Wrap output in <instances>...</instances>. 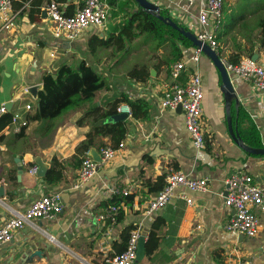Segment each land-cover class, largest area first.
I'll list each match as a JSON object with an SVG mask.
<instances>
[{
    "label": "crops",
    "instance_id": "1",
    "mask_svg": "<svg viewBox=\"0 0 264 264\" xmlns=\"http://www.w3.org/2000/svg\"><path fill=\"white\" fill-rule=\"evenodd\" d=\"M56 1L63 11L68 8L73 14L80 4V0ZM149 1L159 7L160 14L166 13L186 30L196 33L199 29L197 17L203 3ZM237 1L223 0L221 25L215 33L219 44L216 53L229 63L249 48L248 40L236 35L242 26V16L246 15L244 9L238 14ZM32 3L33 0H14L15 18L0 31V106H7L6 114L18 113L28 122L19 132L10 124L0 130V187L4 189L0 199V226L10 217V211H22L53 192L60 194L62 211L54 220L35 219L14 231L11 241L0 248V264H104L106 259L125 249L122 238L125 231L128 236L138 231L146 244L154 224L158 225L157 250L134 264H221L237 259L248 264H264V210H256L258 233L249 239L224 230L231 211L224 206L222 197L225 180L238 171L252 176L264 191V157L244 152L231 139L227 127L230 119L238 134L256 130L264 147V94L252 83L230 75L235 98L226 105L217 70L204 54L195 64L191 60L192 45L177 43L181 52L179 60H174L169 43L146 48L138 43L141 35L136 38L123 35L108 47L100 46L96 38L118 37L129 13L139 9L133 0H106L105 27H88L71 41L53 38L54 27L45 12L47 3L35 5L39 14L35 13V19L31 20ZM232 18L238 21L231 24ZM213 27L210 21L205 29L213 31ZM229 27V32L222 36ZM140 47L146 54L137 60L134 57ZM255 49L253 55L264 66V50L258 45ZM243 57L247 56L240 55V59ZM128 60L132 61L130 68L123 70L122 64ZM180 60L186 62V69L178 83L186 82L195 72L202 78L205 141L202 150L195 148L185 129L183 110H162L159 106L163 85L172 82L169 69ZM82 63L101 75L106 88L96 92L92 101L76 103L50 122L32 120L44 76L63 65L77 69ZM133 70L139 71L140 79L130 76ZM37 85L42 88L37 90L36 99L28 89ZM124 98L145 101L146 117L128 118L124 122L123 146L114 159L99 163L96 174L82 187L74 188L84 156L76 154V148L86 139L93 119L81 125L77 121L93 106L106 111L114 101ZM26 105L31 110L27 111ZM239 110L243 115L238 120ZM101 143L111 145L109 138H99L92 148L98 152ZM35 157H40L48 169L56 159L64 167L62 180L48 185L36 174H30L31 165L36 167ZM15 159L22 165L20 181ZM170 170L190 178L207 179V191L178 188L163 210L147 214L148 201L162 188L164 175ZM12 177L17 185L11 182ZM112 186L129 190L128 196L110 198L108 189ZM181 195L191 199L192 204L187 205ZM115 202L120 206L121 220L115 225L98 224L96 216Z\"/></svg>",
    "mask_w": 264,
    "mask_h": 264
},
{
    "label": "built area",
    "instance_id": "2",
    "mask_svg": "<svg viewBox=\"0 0 264 264\" xmlns=\"http://www.w3.org/2000/svg\"><path fill=\"white\" fill-rule=\"evenodd\" d=\"M189 4L195 2L203 3L198 13L199 29L193 33L196 39L207 44L212 50L216 51L219 44L216 41L217 29H219L223 14V0H185ZM14 0H0V19L1 29L12 23L15 16L12 14ZM45 12L49 21L53 24V38L55 40L71 41L88 27H105V20L108 16L106 0H80L79 7L71 16L64 14L61 5L56 0H51L45 7ZM213 23V31L205 29L207 23ZM191 60L197 64L202 54L201 50L193 47ZM226 72L233 77L252 83L261 93L264 94V66L259 64L252 57H243L237 64L223 61ZM186 62L177 61L169 69V77L172 82L163 85L162 97L159 106L162 110L175 109L181 106L184 113L185 129L191 138L194 146L198 150L205 148L204 131L202 130V100L204 93L202 90V78L195 72L191 73L184 83H178V79L185 72ZM27 111L31 110L30 105H26ZM6 105L0 106V115L8 113ZM117 113H125L131 117V110L128 105L121 104L116 108ZM27 120L20 114L11 115L13 129L17 132L21 128L27 127ZM123 146L120 142L119 147L113 148L110 145L99 148L98 153L101 162L108 163L114 159L117 150ZM84 153L82 158L77 180L74 188H80L86 184L97 172L99 163L89 154ZM29 173L36 174V167L29 169ZM178 188L193 192L203 193L208 189L207 179L190 178L187 175L170 170L164 175L162 188L152 197L147 204L146 213L153 214L163 210L173 197L174 191ZM112 196L127 197L129 190L118 186L108 189ZM224 206L231 211L224 230L230 233L242 235L249 239L255 238L258 233L259 221L256 210H264V191L255 183L252 176L238 171L230 175L224 183L222 193ZM187 205L192 204V200L181 195ZM62 211L61 197L58 192L40 197L33 201L22 211H10V217L0 226V248L9 243L13 237V232L30 224L33 220H54ZM120 212V206L111 203L102 213L96 216L98 224L115 225ZM140 234L132 231L125 249L112 258L106 259L104 264H134L137 256V245ZM221 264H248L246 260L237 259L236 262L228 261Z\"/></svg>",
    "mask_w": 264,
    "mask_h": 264
},
{
    "label": "trees",
    "instance_id": "3",
    "mask_svg": "<svg viewBox=\"0 0 264 264\" xmlns=\"http://www.w3.org/2000/svg\"><path fill=\"white\" fill-rule=\"evenodd\" d=\"M259 2L260 6L258 8L264 10V0H259ZM42 3H49V0H33V9L30 10L29 15L31 20L35 19L33 17L35 13L39 14V7L38 9H35V7L42 5ZM68 10L69 9L66 8L64 14L66 16L73 15V13L68 12ZM262 12L264 13V11ZM129 14V19L126 20V22L120 27V34L118 37L110 35L105 40L96 38V41L100 46L108 47L110 44L120 41L123 35L136 38L142 34H149L156 41L157 47H160L165 43H169L171 45L174 60H179L181 57V52L177 43H181L184 46H191V43L187 39L183 38L177 31L173 30L168 25L163 24L152 15L147 14L140 9ZM161 15L163 17H167L166 13H161ZM244 19L245 17L242 16V20ZM235 21L238 20L236 18H232L231 24ZM255 27L259 29L257 33H249L246 36L249 48L247 50H242V53L237 54L234 59L230 61V63L237 64L240 61V55L251 57L256 50V45H258L259 49L264 50V16L258 20ZM229 30L230 27L223 33L222 36H225ZM137 72L139 71L133 70L130 72V76L140 79L141 74H137ZM104 88H106V83L101 75L85 64H80L77 69H72L63 65L53 74H47L44 76L43 89L38 94V104L32 120L50 122L59 117L69 108L76 105V103L78 104L92 101L96 92ZM122 102L129 106L132 118L142 119L146 117L148 104L142 100L132 101L128 98H124L121 101H114L111 107L106 111H101V109L96 106L89 108L77 121V124L81 125L83 122L87 121V119L92 118V128L87 133L86 139L77 146L76 154L84 155L86 151L96 145L95 141L99 138H109L111 141L110 146L116 149L119 147L120 142H122L126 134L125 123L116 122L106 125H100L97 123L102 119L117 114L116 108ZM242 115L243 113L239 110L238 120L242 118ZM10 122L11 115H2L0 117V130L5 126H8ZM239 134L241 136V140H243L247 146L252 148H262L259 135L256 130L250 129L247 132L240 131ZM101 146L102 143L100 144V147ZM33 167L34 165H31L30 168ZM63 169L64 167L58 163L56 159H53L51 166L43 179L44 182L48 185H54L60 182L63 178ZM15 181L16 178L12 177L11 182H13L14 185H17ZM114 204L118 205L116 202ZM121 218L122 214L119 212L117 221L119 222ZM156 230H158V225L154 224L145 244L146 257L151 256V254L157 250L159 238H157ZM122 238L127 244L129 236L126 231L122 234Z\"/></svg>",
    "mask_w": 264,
    "mask_h": 264
},
{
    "label": "water",
    "instance_id": "4",
    "mask_svg": "<svg viewBox=\"0 0 264 264\" xmlns=\"http://www.w3.org/2000/svg\"><path fill=\"white\" fill-rule=\"evenodd\" d=\"M139 9L147 14L152 15L159 21H161L163 24L168 25L173 30L177 31L183 38L187 39L193 47H196L201 50L202 54H204L207 58L210 59L213 66L217 70L221 86L220 91L222 95L224 96V100L226 105H228L234 98H235V90L232 86V79L230 78L229 74L226 72L223 62L219 58V55L216 53V51L212 50L207 44L202 43L198 41L195 37V35L191 32L186 30L184 27L178 25L176 22H174L169 17H163L160 14L159 7L150 2L149 0H133ZM45 14V13H44ZM253 60H257V56H252ZM41 85L33 86L28 89V91L31 93V95L37 99V90L41 89ZM177 109L181 110V106H178ZM128 119L127 114L125 113H117L115 115L109 116L105 119H102L98 122L100 125H106V124H112L116 122H125ZM227 127L228 132L231 137V139L239 145L244 152L250 154V155H256V156H262L264 157V147L262 148H252L244 144V142L241 140L238 132L232 127L231 120H227ZM89 155L98 163H101V157L99 153L94 148H90ZM15 162L17 164V180L20 181V176L22 175V165L19 159H15ZM34 163L36 166V176L43 180L46 176V173L48 171V165L44 163L40 157L34 158ZM4 189L1 186L0 187V199L3 197ZM145 255V244H144V237L140 236L138 239V245H137V256L136 261L139 259H142ZM38 256V255H37Z\"/></svg>",
    "mask_w": 264,
    "mask_h": 264
},
{
    "label": "rangeland",
    "instance_id": "5",
    "mask_svg": "<svg viewBox=\"0 0 264 264\" xmlns=\"http://www.w3.org/2000/svg\"><path fill=\"white\" fill-rule=\"evenodd\" d=\"M259 0H238L236 3V10L238 14L242 13V9H244L245 19L241 22L242 26L236 31V35L244 38L247 41L246 33H257L259 30L256 26L258 20L264 16V13L260 8ZM259 11V12H258ZM240 23V24H241ZM245 27V28H244ZM141 45H144L146 48L153 49L156 45L155 40L149 34H142L140 40L138 42ZM247 43V42H246ZM146 51L144 48L140 47L139 52L135 55V59L142 60ZM132 61L128 60L122 64L123 70H128L131 66Z\"/></svg>",
    "mask_w": 264,
    "mask_h": 264
}]
</instances>
